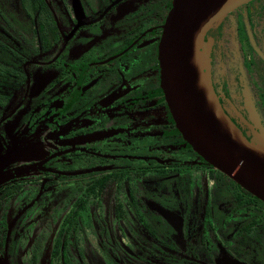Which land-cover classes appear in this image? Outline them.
<instances>
[{"label": "flooded vegetation", "instance_id": "1", "mask_svg": "<svg viewBox=\"0 0 264 264\" xmlns=\"http://www.w3.org/2000/svg\"><path fill=\"white\" fill-rule=\"evenodd\" d=\"M172 0H0L7 264H264V201L175 125L158 49ZM219 105L264 131V0L203 32Z\"/></svg>", "mask_w": 264, "mask_h": 264}, {"label": "water", "instance_id": "2", "mask_svg": "<svg viewBox=\"0 0 264 264\" xmlns=\"http://www.w3.org/2000/svg\"><path fill=\"white\" fill-rule=\"evenodd\" d=\"M248 0H172L161 34L160 82L184 139L209 163L264 201V131L245 138L212 88L204 30ZM0 264H7L0 257Z\"/></svg>", "mask_w": 264, "mask_h": 264}, {"label": "rangeland", "instance_id": "3", "mask_svg": "<svg viewBox=\"0 0 264 264\" xmlns=\"http://www.w3.org/2000/svg\"><path fill=\"white\" fill-rule=\"evenodd\" d=\"M206 45V44H205ZM208 49V48H207Z\"/></svg>", "mask_w": 264, "mask_h": 264}]
</instances>
